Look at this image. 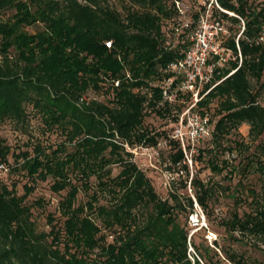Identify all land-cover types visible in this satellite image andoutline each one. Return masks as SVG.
<instances>
[{
  "label": "trees",
  "instance_id": "trees-1",
  "mask_svg": "<svg viewBox=\"0 0 264 264\" xmlns=\"http://www.w3.org/2000/svg\"><path fill=\"white\" fill-rule=\"evenodd\" d=\"M218 1L245 22L239 37L241 20L215 12L231 25L222 44L229 58L215 69L219 84L198 105L214 124L211 148L200 156L220 173L222 164L228 167L221 155L234 151L229 138L243 125L264 146V45L258 43L264 0ZM200 11L189 13L191 28L177 33L173 25L182 18L173 0H127L122 11L105 0H0V127L9 123L28 135L35 113L45 133L60 137L56 147L37 142L17 156L0 134V172L9 168L33 182L20 195L18 181L0 179V264H202L191 260L189 232L180 222L184 211L195 212L194 200L184 206L176 194L161 198L132 153L169 139L146 124L149 116L177 124L190 103V94L165 99L163 83L172 77L168 65L191 46ZM35 26L41 29L30 32ZM91 91L105 100L88 99ZM169 142V169L189 178L180 142ZM49 180L60 200L45 230L38 224L45 200L28 199L34 183ZM190 185L206 211L210 189L198 176ZM232 226L264 235V207L255 216L235 214Z\"/></svg>",
  "mask_w": 264,
  "mask_h": 264
},
{
  "label": "rangeland",
  "instance_id": "rangeland-1",
  "mask_svg": "<svg viewBox=\"0 0 264 264\" xmlns=\"http://www.w3.org/2000/svg\"><path fill=\"white\" fill-rule=\"evenodd\" d=\"M105 3L112 8L122 11L127 0H105ZM203 0H187L186 6L190 13L201 8ZM226 27L231 26L225 23ZM41 27L29 28L30 32H36ZM229 36V33L228 35ZM229 58V55L227 56ZM88 99L96 98L104 101V97L96 92H89ZM261 103L264 104V92ZM212 109L216 103L212 104ZM186 107H184L185 109ZM183 109V110H184ZM212 115V112H211ZM30 120L29 134H21L9 123L0 127L1 136L12 147L14 153L18 154L31 149V145L41 142L43 146H54L60 141V137L45 133L41 118L33 113ZM146 124L158 131L165 130L169 139H173L176 123L171 118H159L151 115L147 118ZM213 131L214 124L209 123ZM169 139L160 140L156 148L138 147L132 150L133 159L136 164L145 171L153 185L163 199H171L172 194L180 196L184 206L188 204L187 198L194 200L195 212L184 211L180 214L182 226L189 232L191 242L189 253L193 259H198L202 264H207L203 255L207 256L213 264H234L227 260L228 256L242 258L246 264H264V235L253 232H242L240 228H234L232 222L235 214L246 218L247 215L255 216L264 207V146L260 145L262 140H253L249 136V126L243 125L239 132L229 138L228 144L233 146V152H226L221 157L227 160L228 167L223 172L213 171L208 164V156L202 155L199 150L211 148L212 135L200 141L194 148L192 164L187 162L189 178L185 171L179 172L170 170L169 157L171 145ZM239 144H243L241 147ZM13 162V159H10ZM221 163V161H220ZM234 168H238L236 171ZM9 170V168H8ZM0 172V179L11 185L18 181L17 190L20 195L24 193L23 186L33 185L21 175H14L10 170ZM118 169L115 170V173ZM198 176L211 191V196L206 199L207 210L205 211L194 198V190L191 187L193 177ZM188 180L187 189L184 188ZM52 181L34 183L35 191L29 197V202L40 198L45 200L44 209H39L38 224L40 228L48 230L46 216L48 213H56L57 203L60 196L50 191ZM86 197L80 196V201ZM44 212V213H42ZM58 217V214H56Z\"/></svg>",
  "mask_w": 264,
  "mask_h": 264
},
{
  "label": "built area",
  "instance_id": "built-area-1",
  "mask_svg": "<svg viewBox=\"0 0 264 264\" xmlns=\"http://www.w3.org/2000/svg\"><path fill=\"white\" fill-rule=\"evenodd\" d=\"M173 2L182 18V23L173 25V27L177 33L184 32L191 28L192 23L188 17L190 11L185 2L179 0H173ZM216 11L239 18L234 13L224 10L218 0H203L197 28L190 37L191 46L182 59L173 61L168 65L167 72L172 77L163 83L164 97L170 102H173L176 93L190 94V103L179 115L173 135V139L180 142L186 154V161L190 164L193 160V148L200 141L212 135L209 117L203 116L198 111V105L219 84H213L215 69L224 64L229 55V52L222 45L227 37L228 30L223 21L215 18ZM240 20L242 30L239 37L245 30V22L242 19ZM258 43L264 45V25ZM107 46L109 47L110 43ZM233 73L234 71L231 74ZM175 80H179V84L173 91L172 86ZM118 85L119 82H116V86ZM208 86L209 88H207ZM0 169H3V166ZM190 248L192 249V247ZM189 256L194 261L191 253H189Z\"/></svg>",
  "mask_w": 264,
  "mask_h": 264
}]
</instances>
